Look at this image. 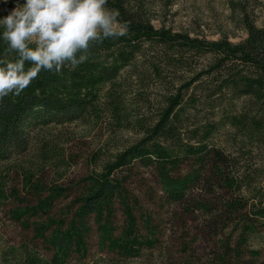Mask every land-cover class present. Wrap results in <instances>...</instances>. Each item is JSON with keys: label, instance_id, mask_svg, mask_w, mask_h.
<instances>
[{"label": "trees", "instance_id": "1", "mask_svg": "<svg viewBox=\"0 0 264 264\" xmlns=\"http://www.w3.org/2000/svg\"><path fill=\"white\" fill-rule=\"evenodd\" d=\"M161 1L165 6L172 0ZM107 6L118 9L119 19L127 23L125 36L94 43L80 65L65 66L59 73L41 71L19 96L0 100V163H24L32 157L62 162L64 154L54 155L53 138L35 144L39 133L106 115L110 143L118 141L120 128L137 134L118 147L114 168L150 167L157 172L164 200L176 205L174 215L191 216L197 210L210 215V225L222 233L214 264H264L248 244L253 233H264V202L247 196L256 188L253 176L263 177L264 164L246 167L238 162L245 148L264 151V24L246 19L247 37L234 43L155 26L145 0H109ZM14 56L0 41V59ZM150 88L164 90L160 112L151 119L137 117L127 102H149ZM219 93L228 101L221 118L187 135L182 117ZM220 129H227L232 149L210 140ZM176 169L183 173L173 175ZM86 180L91 189L72 201L77 206L70 223L62 226L59 220L38 229L35 238L55 249L51 264H64L73 254L85 256L88 219L108 213L115 202L122 206L127 191L121 176L92 174ZM38 197L40 208L51 204L49 198ZM132 228L127 232H135ZM131 238L120 244L102 239L100 246L106 245V252L117 259L139 256L141 248L153 246L151 237L136 243Z\"/></svg>", "mask_w": 264, "mask_h": 264}, {"label": "rangeland", "instance_id": "2", "mask_svg": "<svg viewBox=\"0 0 264 264\" xmlns=\"http://www.w3.org/2000/svg\"><path fill=\"white\" fill-rule=\"evenodd\" d=\"M145 2L150 8L146 14L155 26L163 25L206 39L226 38L237 43L247 37L246 19L259 27L264 24V0H172L165 6L161 0ZM13 6L12 0L6 5L0 4V16L6 15ZM163 92L162 88H150L147 90L149 102L136 105L129 98L127 104H132L131 109H135L137 117L155 118L161 109ZM224 97L220 93L211 94L182 117L187 135L195 127L198 129L204 123L221 118L223 107L228 105L227 97ZM226 131L220 129L210 140L218 146L224 145L225 149H232V141L226 140L229 139ZM115 134L118 141L112 144L106 115H102L101 120L48 127L39 133L35 144L40 145L41 141L53 138L56 146L54 155L57 152L60 156L64 154L62 162L32 157L24 163L15 160L0 163V264H51L55 249L35 238L40 231L38 229L59 220L63 222L62 226L70 223L77 206L72 205V201L90 191L86 177L92 174L121 176L126 196L122 206L115 202L108 213L104 212L98 219L94 216L88 219L87 254L83 257L73 254L64 264L215 263L222 233L210 225V215L198 210L191 216L179 211L174 215L176 205L164 200L157 172L150 167L114 168L118 147L130 143L137 136L135 130L124 128ZM241 153L238 162L246 164V167L264 164V151L261 149L248 151L245 148ZM24 171L30 177L27 175L26 178ZM171 173L181 175L183 170L176 169ZM253 177L256 188L247 196L264 202V175ZM38 181L41 182V191L36 188ZM38 196L49 198L51 204L40 208ZM130 221H133V226H130ZM131 227L135 232H127ZM130 237V243L151 237L153 246L141 248L139 256L127 259H117L106 252V245L100 246L102 239H106V244L109 239L120 244ZM248 244L251 249L259 251L258 259L264 258L263 232L253 233Z\"/></svg>", "mask_w": 264, "mask_h": 264}, {"label": "clouds", "instance_id": "3", "mask_svg": "<svg viewBox=\"0 0 264 264\" xmlns=\"http://www.w3.org/2000/svg\"><path fill=\"white\" fill-rule=\"evenodd\" d=\"M108 2L12 0L14 6L0 16V41L6 52L15 53L12 59H0V100L19 96L41 71L59 73L80 65L94 43L125 36L128 25Z\"/></svg>", "mask_w": 264, "mask_h": 264}]
</instances>
